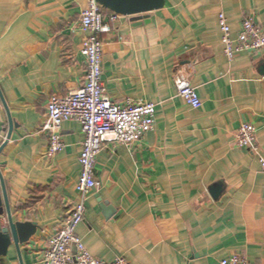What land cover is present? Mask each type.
Listing matches in <instances>:
<instances>
[{
    "label": "crops",
    "instance_id": "obj_1",
    "mask_svg": "<svg viewBox=\"0 0 264 264\" xmlns=\"http://www.w3.org/2000/svg\"><path fill=\"white\" fill-rule=\"evenodd\" d=\"M87 6V0H0V88L17 125L0 168L14 220L37 226L21 246L24 264H43L49 240L80 200L81 125L63 123L65 149L53 157L42 128L51 97L85 83L80 19ZM222 13L233 38L249 17L264 29V0H166L146 16L106 21L100 38L108 95L120 104L153 103L157 111L141 142H109L97 159L101 188L77 229L93 256L221 264L241 255L264 264V49L229 61ZM179 75L196 89L200 109L178 97ZM0 117L7 122L4 107ZM243 123L257 129V154L235 143ZM2 259L19 264L14 246Z\"/></svg>",
    "mask_w": 264,
    "mask_h": 264
},
{
    "label": "built area",
    "instance_id": "obj_2",
    "mask_svg": "<svg viewBox=\"0 0 264 264\" xmlns=\"http://www.w3.org/2000/svg\"><path fill=\"white\" fill-rule=\"evenodd\" d=\"M88 6L80 19L81 31L85 34L82 53L86 59L84 85L68 96H52L47 106V118L42 131L49 134L47 156L53 157L65 149L61 132L65 121H76L81 125L84 141L79 157L80 175L77 191L80 200L75 203L64 226L48 243L43 264H127L124 257L108 262L93 256L77 229L83 223L89 197L101 188L95 169L104 145L112 142L130 147L141 142L153 130L157 106L153 103L128 101L114 102L103 82V43L101 35L107 31L106 21L116 22L123 16L107 12L97 0H87ZM221 42L224 54L233 61L244 52H259L264 49V29L254 18H246L236 38L225 14L219 15ZM178 97L193 109H200L202 101L189 81L179 75L175 79ZM257 129L253 124L243 123L236 133V145L258 153ZM264 171V156L259 158ZM75 249V250H74ZM221 264H253L246 257L232 255Z\"/></svg>",
    "mask_w": 264,
    "mask_h": 264
},
{
    "label": "water",
    "instance_id": "obj_3",
    "mask_svg": "<svg viewBox=\"0 0 264 264\" xmlns=\"http://www.w3.org/2000/svg\"><path fill=\"white\" fill-rule=\"evenodd\" d=\"M107 11L123 17L146 16L154 11L161 10L166 5V0H97ZM264 75V70L262 71ZM4 107L7 113V122H2L0 117V156L5 147L11 141L13 133L17 128L6 100L0 88V108ZM214 197L220 195V186H215ZM37 226L32 223L16 222L11 210L10 200L6 182L0 168V258H7L11 246H14L19 259V264H24L21 246L30 241L35 235Z\"/></svg>",
    "mask_w": 264,
    "mask_h": 264
},
{
    "label": "trees",
    "instance_id": "obj_4",
    "mask_svg": "<svg viewBox=\"0 0 264 264\" xmlns=\"http://www.w3.org/2000/svg\"><path fill=\"white\" fill-rule=\"evenodd\" d=\"M107 12H110V11H107ZM0 264H6L2 258H0Z\"/></svg>",
    "mask_w": 264,
    "mask_h": 264
}]
</instances>
